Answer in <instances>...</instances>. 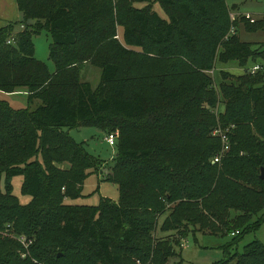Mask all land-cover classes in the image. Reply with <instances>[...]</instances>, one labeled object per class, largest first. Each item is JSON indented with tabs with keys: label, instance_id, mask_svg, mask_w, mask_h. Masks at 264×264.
Instances as JSON below:
<instances>
[{
	"label": "trees",
	"instance_id": "obj_1",
	"mask_svg": "<svg viewBox=\"0 0 264 264\" xmlns=\"http://www.w3.org/2000/svg\"><path fill=\"white\" fill-rule=\"evenodd\" d=\"M16 3L21 27H0V92L26 93L27 106L0 99V264H167L190 234L240 238L262 223L264 42L238 30H264V14L231 20L226 0ZM43 31L54 72L34 56ZM217 60L259 68L230 83L221 70L214 87ZM84 64L100 69L96 87L81 81ZM85 126L118 133L104 178L117 201H64L102 165L65 130ZM15 175L27 204L12 193ZM234 243L211 264H264L263 243L231 252Z\"/></svg>",
	"mask_w": 264,
	"mask_h": 264
},
{
	"label": "rangeland",
	"instance_id": "obj_2",
	"mask_svg": "<svg viewBox=\"0 0 264 264\" xmlns=\"http://www.w3.org/2000/svg\"><path fill=\"white\" fill-rule=\"evenodd\" d=\"M226 3L229 7L235 6L234 9H231L235 15L249 13L252 18H259L264 14V0H226ZM139 5L141 4H136V6ZM154 7L159 14L164 16L158 4ZM21 19L22 16L18 10L16 0H0V26L8 21L7 23H15V25L20 28ZM238 36L241 40L251 42L254 45L264 42V30L248 32L240 26ZM116 38L122 41L119 28ZM33 41L35 46V58L45 62L49 71L54 72L55 65L48 56L51 37L43 31L34 35ZM253 64V62H248L245 67H241L235 60L228 62H220L217 60L213 70L208 73L212 78L214 77V87H218L221 81V70L231 74L229 75L230 78L226 80V82L230 83L235 81L234 77L236 75L241 74L245 68L251 67ZM80 78L81 81H88L92 87H96L100 81V69L91 64H84L81 69ZM0 99L5 100L14 108H24L27 106V94L24 92L9 94L0 92ZM223 110L224 104L221 103L220 111ZM65 130L72 139L83 144V147L89 154L102 161L99 170L97 172L91 171L85 179L82 189L83 196L75 199L65 198V203L96 206L99 204L102 197H109L113 201H117L119 199L118 187L112 182L104 179L105 174L109 171L108 167L113 163V157L117 151L116 145H110L105 139L106 134L94 127L85 126ZM217 132L216 130L214 131V133ZM23 181L24 177L22 175H15L11 178L12 193L21 204H27L32 200V197L22 190ZM259 215L260 214L253 216V219L255 220ZM162 219L163 217L159 219V222H161ZM164 234L168 233H163L159 230L156 231V236ZM233 239H235V243L230 248L231 252H242L244 246L254 240H258L264 244V219L258 227L244 232L240 238H235L230 233L213 235L197 232L195 236L190 234L182 242L181 256L171 258L167 264H211L224 257V248H226V245L231 243Z\"/></svg>",
	"mask_w": 264,
	"mask_h": 264
},
{
	"label": "built area",
	"instance_id": "obj_3",
	"mask_svg": "<svg viewBox=\"0 0 264 264\" xmlns=\"http://www.w3.org/2000/svg\"><path fill=\"white\" fill-rule=\"evenodd\" d=\"M243 15H244L246 18L250 19L251 22H253L254 18H252L251 14H249V13H243ZM237 16H238V15H235L233 12L230 13V18H231V20H233V19L236 18ZM258 68H259L258 65H254V66L251 67V71L254 72V71H255L256 69H258ZM117 136H118V133H117V132H113V133H109V134H107L105 139H106V141H107L110 145H114ZM222 140H223L224 142L227 141L226 136L223 135V134H222ZM227 149H228V145L225 144V145L223 146V150H222V151H226ZM220 158H221V154H220V155H216V156L214 157V159H213V162H218V161L220 160ZM236 233H238V231L232 233V235H234V234H236ZM20 241H21V243L23 244V246H24L25 248L28 247L29 243H31V240H30V239H26L25 237H21V238H20ZM24 255H25V253H24L22 256H24Z\"/></svg>",
	"mask_w": 264,
	"mask_h": 264
},
{
	"label": "water",
	"instance_id": "obj_4",
	"mask_svg": "<svg viewBox=\"0 0 264 264\" xmlns=\"http://www.w3.org/2000/svg\"><path fill=\"white\" fill-rule=\"evenodd\" d=\"M260 179L264 181V167L260 168V174H259Z\"/></svg>",
	"mask_w": 264,
	"mask_h": 264
},
{
	"label": "crops",
	"instance_id": "obj_5",
	"mask_svg": "<svg viewBox=\"0 0 264 264\" xmlns=\"http://www.w3.org/2000/svg\"><path fill=\"white\" fill-rule=\"evenodd\" d=\"M7 22H8V21H6L5 23H3L1 26H4V25H6V24H7ZM1 26H0V27H1Z\"/></svg>",
	"mask_w": 264,
	"mask_h": 264
}]
</instances>
